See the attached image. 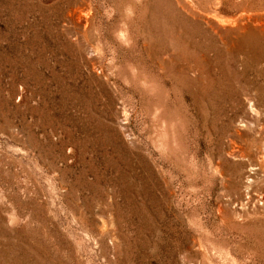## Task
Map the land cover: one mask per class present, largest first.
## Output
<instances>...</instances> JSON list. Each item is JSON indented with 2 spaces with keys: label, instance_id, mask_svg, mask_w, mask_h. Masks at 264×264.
<instances>
[{
  "label": "rangeland",
  "instance_id": "374dc122",
  "mask_svg": "<svg viewBox=\"0 0 264 264\" xmlns=\"http://www.w3.org/2000/svg\"><path fill=\"white\" fill-rule=\"evenodd\" d=\"M0 264H264V0H0Z\"/></svg>",
  "mask_w": 264,
  "mask_h": 264
}]
</instances>
